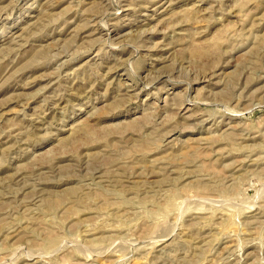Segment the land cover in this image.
Returning <instances> with one entry per match:
<instances>
[{"label": "rangeland", "instance_id": "374dc122", "mask_svg": "<svg viewBox=\"0 0 264 264\" xmlns=\"http://www.w3.org/2000/svg\"><path fill=\"white\" fill-rule=\"evenodd\" d=\"M0 264H264V0H0Z\"/></svg>", "mask_w": 264, "mask_h": 264}]
</instances>
